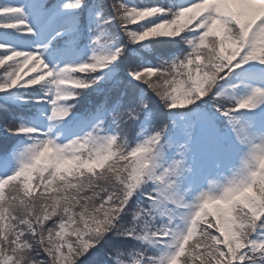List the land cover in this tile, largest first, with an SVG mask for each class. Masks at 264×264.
Wrapping results in <instances>:
<instances>
[{
  "label": "snow or ice",
  "instance_id": "1",
  "mask_svg": "<svg viewBox=\"0 0 264 264\" xmlns=\"http://www.w3.org/2000/svg\"><path fill=\"white\" fill-rule=\"evenodd\" d=\"M0 264H264V0H0Z\"/></svg>",
  "mask_w": 264,
  "mask_h": 264
},
{
  "label": "trees",
  "instance_id": "2",
  "mask_svg": "<svg viewBox=\"0 0 264 264\" xmlns=\"http://www.w3.org/2000/svg\"><path fill=\"white\" fill-rule=\"evenodd\" d=\"M15 43H18L20 45H23V43L21 42L20 38H18L16 41H14ZM25 44V43H24Z\"/></svg>",
  "mask_w": 264,
  "mask_h": 264
},
{
  "label": "rangeland",
  "instance_id": "3",
  "mask_svg": "<svg viewBox=\"0 0 264 264\" xmlns=\"http://www.w3.org/2000/svg\"><path fill=\"white\" fill-rule=\"evenodd\" d=\"M26 39H29L30 40V37H25V40ZM29 42V41H28ZM43 119V118H42ZM44 122L46 123L47 121L46 120H44Z\"/></svg>",
  "mask_w": 264,
  "mask_h": 264
}]
</instances>
